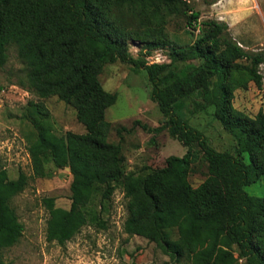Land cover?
I'll list each match as a JSON object with an SVG mask.
<instances>
[{
	"label": "trees",
	"instance_id": "1",
	"mask_svg": "<svg viewBox=\"0 0 264 264\" xmlns=\"http://www.w3.org/2000/svg\"><path fill=\"white\" fill-rule=\"evenodd\" d=\"M178 8L190 27L199 25V12L184 0H0V70L8 62L9 47L16 46L27 71L20 84L40 98L57 96L73 105L87 131L57 136L34 122V177H48V163L69 168L73 176L69 210L56 207L54 199L45 202L48 241L63 245L71 240L88 223L95 186L123 179L127 234L145 237L173 260L190 264H264V199L246 191L264 178V112L250 118L233 106L236 90L248 89L250 82L263 86L264 51L247 50L228 24L209 20L203 24L208 30L193 44L172 46L170 63L135 58L130 41L149 49L169 46L151 42L148 31L164 27ZM125 11L132 16L130 26ZM117 62L147 72L151 98L168 118L170 135L188 149L141 177L125 174L121 145L107 140V111L118 94L106 91L100 76ZM193 106L192 114L214 108L215 118L238 143L235 154L217 151L190 125L184 111ZM198 153L209 176L194 188L189 177ZM30 179L21 173L11 180L0 169V264H11L1 252L23 237L11 203Z\"/></svg>",
	"mask_w": 264,
	"mask_h": 264
},
{
	"label": "rangeland",
	"instance_id": "2",
	"mask_svg": "<svg viewBox=\"0 0 264 264\" xmlns=\"http://www.w3.org/2000/svg\"><path fill=\"white\" fill-rule=\"evenodd\" d=\"M184 1L191 10L199 12V25L190 27L189 19L178 8L164 27L148 31L151 42L167 41L169 46L149 49L141 41H130L129 49L135 58H145L151 64L155 61L170 63L172 46L193 44L208 30L203 24L209 20L228 24L232 37L247 50L264 51V0ZM128 13L125 11L124 17L130 26L132 16ZM8 54V62L0 70V169L5 170L11 180L18 179L21 173L31 179L28 187L11 203L24 227L23 237L15 246L2 250L3 259L11 264H190L186 259L173 260L145 237L125 232L128 210L123 179L109 186H95L87 207L88 223L71 240L63 245L48 241L50 211L45 202L54 199L56 207L69 210L73 176L69 168L58 169L48 163L46 171L50 175L34 177L30 153L38 137L34 122H42L57 136L68 132L84 135L87 131L73 105L57 96L40 98L23 87L20 82L27 71L17 47L10 46ZM260 71L261 88L250 82L248 89L234 93V108L250 118L264 112V65ZM100 79L106 91L118 94L117 103L107 111V140L121 145L125 174L145 176L164 168L169 157H183L187 153L188 149L170 135L166 127L168 118L152 100V85L146 71L117 62L107 65ZM191 111H196V107L186 109L184 117L208 137L213 148L236 153L238 143L215 118L213 107L194 114ZM197 158L189 177L194 188L209 176L203 154L198 153ZM108 190L111 193L106 196ZM246 191L264 199V178ZM103 198L106 199L101 211Z\"/></svg>",
	"mask_w": 264,
	"mask_h": 264
},
{
	"label": "built area",
	"instance_id": "3",
	"mask_svg": "<svg viewBox=\"0 0 264 264\" xmlns=\"http://www.w3.org/2000/svg\"><path fill=\"white\" fill-rule=\"evenodd\" d=\"M152 63H159V61H155V62H152Z\"/></svg>",
	"mask_w": 264,
	"mask_h": 264
}]
</instances>
